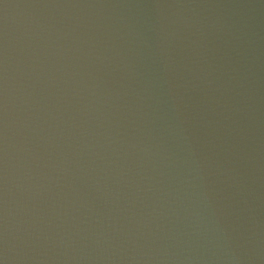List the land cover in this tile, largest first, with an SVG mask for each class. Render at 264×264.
Wrapping results in <instances>:
<instances>
[{
	"label": "water",
	"instance_id": "1",
	"mask_svg": "<svg viewBox=\"0 0 264 264\" xmlns=\"http://www.w3.org/2000/svg\"><path fill=\"white\" fill-rule=\"evenodd\" d=\"M0 264H264V0H0Z\"/></svg>",
	"mask_w": 264,
	"mask_h": 264
}]
</instances>
